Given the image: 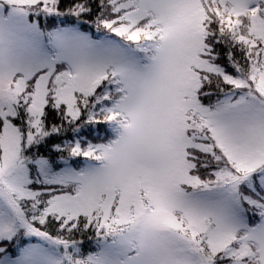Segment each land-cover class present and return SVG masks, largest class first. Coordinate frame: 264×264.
<instances>
[{
	"label": "snow or ice",
	"instance_id": "snow-or-ice-1",
	"mask_svg": "<svg viewBox=\"0 0 264 264\" xmlns=\"http://www.w3.org/2000/svg\"><path fill=\"white\" fill-rule=\"evenodd\" d=\"M13 2L84 32L47 63L0 24V239L84 217L139 226L128 264H264V0Z\"/></svg>",
	"mask_w": 264,
	"mask_h": 264
},
{
	"label": "rangeland",
	"instance_id": "rangeland-1",
	"mask_svg": "<svg viewBox=\"0 0 264 264\" xmlns=\"http://www.w3.org/2000/svg\"><path fill=\"white\" fill-rule=\"evenodd\" d=\"M29 14L31 12L23 9L18 3H14L13 0H0V24L9 26L14 33L26 37L33 53L45 62L66 63L58 59L61 56V46L53 37V33L73 36L83 32L76 27L63 28L55 26L54 29H51L52 33H49L45 25H39L37 21H31ZM41 14L50 16L49 14ZM22 237L28 240V244L20 248L16 247L18 253L14 257L6 252L2 254L3 247H0V264H31L32 258L38 251L50 252L56 259H62L67 256L65 250L67 245L53 243V240H55L53 238H45L18 226L12 238L16 242ZM138 238V225L131 223L114 224L111 228H104L103 234L99 239V251L97 253L107 251L111 257L112 264H128L134 251V246L138 243ZM1 240L9 239L4 238ZM60 246L65 249L62 248V251H59Z\"/></svg>",
	"mask_w": 264,
	"mask_h": 264
},
{
	"label": "trees",
	"instance_id": "trees-1",
	"mask_svg": "<svg viewBox=\"0 0 264 264\" xmlns=\"http://www.w3.org/2000/svg\"><path fill=\"white\" fill-rule=\"evenodd\" d=\"M42 15V16H41ZM29 19L31 21H37L39 25H45V28L48 29L47 32L52 33L51 29L56 27H76L79 31L84 32V30L80 27V21L77 20L76 17H71L68 19L67 23H64L65 15L61 14L57 16L56 14L50 16H43L41 13H33L29 14ZM84 135H88V132L82 133ZM71 138V136H69ZM54 142L49 141V143ZM104 228H98L97 225L92 222L90 223L87 218L82 217L79 221H77V227L70 233H68V238L72 241L69 245H67V249L63 247H59L62 251V248L66 250L67 255H70L74 258H87L90 255L96 254L99 250V239L102 236ZM21 239V240H20ZM18 239L21 241H14L13 238L9 240H1L0 247H3L2 254L4 252L9 253L13 257L17 255V248L25 246L28 244V240L25 238ZM56 239V237H53ZM1 257V253H0Z\"/></svg>",
	"mask_w": 264,
	"mask_h": 264
},
{
	"label": "clouds",
	"instance_id": "clouds-1",
	"mask_svg": "<svg viewBox=\"0 0 264 264\" xmlns=\"http://www.w3.org/2000/svg\"><path fill=\"white\" fill-rule=\"evenodd\" d=\"M14 49L11 45H5L0 50V66L7 68L13 63Z\"/></svg>",
	"mask_w": 264,
	"mask_h": 264
}]
</instances>
